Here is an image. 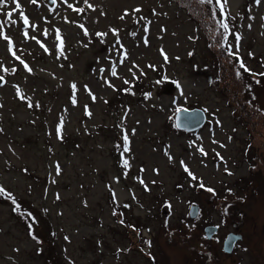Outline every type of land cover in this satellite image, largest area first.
I'll use <instances>...</instances> for the list:
<instances>
[{
	"label": "rangeland",
	"instance_id": "rangeland-1",
	"mask_svg": "<svg viewBox=\"0 0 264 264\" xmlns=\"http://www.w3.org/2000/svg\"><path fill=\"white\" fill-rule=\"evenodd\" d=\"M237 1L223 0L227 38L254 73L240 82L217 68L220 34L187 0H4L0 183L37 207L43 245L0 204V264H264V0ZM227 87L255 107L253 133ZM195 108L204 126L177 129L175 113ZM111 202L142 231L119 228ZM231 232L242 239L227 254Z\"/></svg>",
	"mask_w": 264,
	"mask_h": 264
},
{
	"label": "trees",
	"instance_id": "trees-1",
	"mask_svg": "<svg viewBox=\"0 0 264 264\" xmlns=\"http://www.w3.org/2000/svg\"><path fill=\"white\" fill-rule=\"evenodd\" d=\"M192 6H201L205 12L207 13V23L203 24L207 27L208 31H210L212 28L216 29L218 31V33L220 34L219 37L213 39V43L214 46H216L218 48V51H214V57H216L217 60V68L220 67L221 70H224V67L226 66V68H228L227 66H230L232 68V70H230V68H228V71L230 72V74H232L234 79H237L240 82V75L243 76V74H254L252 73L250 70H247L246 67H244V57L238 55L237 53H233L231 51V43H230V38L228 39L227 37L231 36V28H230V23H228V13L225 12L224 10V2L223 0H220V2L218 3L217 0H187ZM6 13V12H5ZM226 26V27H225ZM3 31V30H2ZM212 43V44H213ZM8 44L9 47L12 48V40H8ZM220 47H218V46ZM12 50V49H11ZM219 55V56H218ZM19 62H22V64H26V62H23V59L20 57H17ZM241 65H243V67H241ZM16 66L13 65V67L9 68V67H2V72H3V76L6 74H9L10 72L15 71L16 68H14ZM222 73V71H221ZM256 78L264 76V73H255ZM222 81V79H221ZM247 82V80H246ZM241 85V83H240ZM226 86V85H225ZM242 86V85H241ZM230 90V91H229ZM237 90H231L230 87H227V91L226 93L229 94V98L227 99L229 102V104L232 105L234 112H236L239 115V120L246 126V128L251 131L250 133H253L256 129L255 127L259 125L260 120L258 118H252L251 114L253 113L251 110H255V107L249 102L248 106L246 107L241 101L235 100V102L231 101L234 100L237 97ZM15 99L24 102L25 105L28 106V108H32V102L31 100L28 98L27 94L22 91V89H18L16 91V93L14 94ZM230 99V100H229ZM86 111V109H85ZM84 111V113H85ZM84 115L87 116V114L85 113ZM244 117H243V116ZM261 118L264 120V116H261ZM262 121V120H261ZM259 151V150H258ZM257 151V152H258ZM257 154V153H256ZM6 174L10 173L9 170H5ZM48 178V175H43V177L40 179L41 181H46V179ZM199 188L204 189V188H208L203 186H199ZM225 198V197H223ZM226 199V198H225ZM240 201H245L244 200V195H241V197L237 198ZM224 200V199H223ZM228 201H226L227 203ZM226 203H221L219 202L218 205V209L222 214V210L224 212ZM0 204H6V206H9V210H10V215H12L11 220L15 222V224L17 223H24L26 226V232H28V235L31 239H33L35 242L41 243L43 245V241L40 235H38L37 231H36V227L38 225V221L39 218L36 215L35 210L32 208L34 206V204L32 205V203H23L20 199V197L18 198L17 195L11 190V188H9L8 186L6 187L5 185H2L0 183ZM110 206L112 208H114L112 211L110 210L111 215H115L117 217H114V220H116L115 222H117L119 228H128V226H130V228H132L133 230L140 232V230L142 231L143 224H138L140 222V219H137L134 217L130 218L127 217V219L125 217V212H126V208H128L127 204L123 203L122 205H120L118 208H116L114 206V203L111 202ZM35 207V206H34ZM37 209V207H35ZM198 215L197 217L192 221L194 223L200 220V217L202 216V207L199 206L198 211H197ZM43 218H48L49 215L44 213L42 215H40ZM222 218H224V214H222ZM135 219H137V224L139 225H134L135 224ZM133 221V222H132ZM143 223V222H142ZM195 224V223H194ZM193 225V224H192ZM189 229H198V225H193L190 226ZM50 231V230H49ZM51 235H54L53 231L51 232ZM202 237V236H201ZM200 237V238H201ZM201 240L207 242L209 240H207L206 236L203 235V237L201 238Z\"/></svg>",
	"mask_w": 264,
	"mask_h": 264
},
{
	"label": "water",
	"instance_id": "water-1",
	"mask_svg": "<svg viewBox=\"0 0 264 264\" xmlns=\"http://www.w3.org/2000/svg\"><path fill=\"white\" fill-rule=\"evenodd\" d=\"M175 126L179 130H184L187 132H193L198 130L204 126V122L206 120V114L203 113L200 109H181L180 111L175 113ZM190 217L194 218L195 211H190ZM218 227L209 225L204 228L203 234L209 240L214 234L217 232ZM242 239L241 234L229 233L222 242V249L225 253L230 254L232 249L234 248V244ZM212 264V263H208Z\"/></svg>",
	"mask_w": 264,
	"mask_h": 264
},
{
	"label": "bare ground",
	"instance_id": "bare-ground-1",
	"mask_svg": "<svg viewBox=\"0 0 264 264\" xmlns=\"http://www.w3.org/2000/svg\"><path fill=\"white\" fill-rule=\"evenodd\" d=\"M227 1V4H228V9L232 12L234 11L237 6L239 5V2L237 0H226ZM182 84H183V81L180 80V82L178 83L176 89H175V94H174V97L176 99H181L183 97V92H182ZM115 194H117L116 190H115ZM118 201L119 200H122V197L119 196L118 198Z\"/></svg>",
	"mask_w": 264,
	"mask_h": 264
},
{
	"label": "snow or ice",
	"instance_id": "snow-or-ice-1",
	"mask_svg": "<svg viewBox=\"0 0 264 264\" xmlns=\"http://www.w3.org/2000/svg\"><path fill=\"white\" fill-rule=\"evenodd\" d=\"M13 2L16 5V9H19L20 8V4H19L18 0H13ZM32 2L35 3L36 0H32ZM53 2H55V0H53ZM217 2L219 3L220 0H217ZM225 2H226V0H225ZM3 4H4V0H0V6H3ZM7 15L9 17H11L12 16V12H8ZM21 16H23V13H21ZM25 23H27V19L26 18H25ZM0 35H2V33H0ZM4 38L7 39V37H4ZM241 67H243V65H241ZM113 74H115V72H113ZM2 79H3V77H0V80H2ZM125 144H127V138H125ZM125 150L127 151V148H125ZM125 163H127V162L125 161ZM201 186H203V185H201ZM209 191H211V189H209Z\"/></svg>",
	"mask_w": 264,
	"mask_h": 264
},
{
	"label": "flooded vegetation",
	"instance_id": "flooded-vegetation-1",
	"mask_svg": "<svg viewBox=\"0 0 264 264\" xmlns=\"http://www.w3.org/2000/svg\"><path fill=\"white\" fill-rule=\"evenodd\" d=\"M218 227V226H217ZM219 228V227H218Z\"/></svg>",
	"mask_w": 264,
	"mask_h": 264
}]
</instances>
